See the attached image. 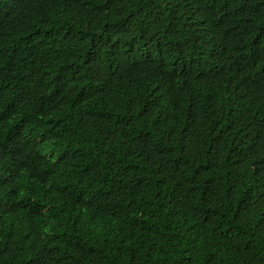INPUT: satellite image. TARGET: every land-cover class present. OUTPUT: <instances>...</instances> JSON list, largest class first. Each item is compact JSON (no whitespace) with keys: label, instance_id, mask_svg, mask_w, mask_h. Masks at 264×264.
Wrapping results in <instances>:
<instances>
[{"label":"trees","instance_id":"obj_1","mask_svg":"<svg viewBox=\"0 0 264 264\" xmlns=\"http://www.w3.org/2000/svg\"><path fill=\"white\" fill-rule=\"evenodd\" d=\"M259 73L264 0H0V264H264Z\"/></svg>","mask_w":264,"mask_h":264},{"label":"clouds","instance_id":"obj_2","mask_svg":"<svg viewBox=\"0 0 264 264\" xmlns=\"http://www.w3.org/2000/svg\"><path fill=\"white\" fill-rule=\"evenodd\" d=\"M225 58L224 55H220V59ZM238 63V62H236ZM252 87L254 89V92L259 89H264V73H259L252 78Z\"/></svg>","mask_w":264,"mask_h":264}]
</instances>
